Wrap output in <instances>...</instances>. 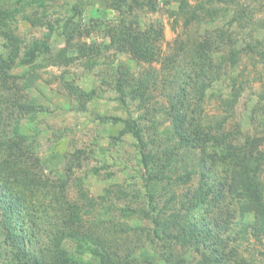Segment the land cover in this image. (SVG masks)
I'll use <instances>...</instances> for the list:
<instances>
[{"label":"trees","instance_id":"obj_1","mask_svg":"<svg viewBox=\"0 0 264 264\" xmlns=\"http://www.w3.org/2000/svg\"><path fill=\"white\" fill-rule=\"evenodd\" d=\"M247 1L0 0V264H252L239 246L264 238V72L252 109L263 131L228 127L248 82L241 62L264 65L256 17L264 0ZM161 9L174 31L183 20L167 51L163 19L148 20ZM76 64L98 68L99 84L86 90L65 79ZM54 66L79 109L116 94L126 117L99 116L110 123L106 150L120 151L125 136L137 141L139 180L107 188L100 198L120 213H99L90 228L89 172H80L92 146L75 143L54 162L58 152L43 156L42 132L23 123L53 111L33 104L23 82ZM69 130H54L53 142Z\"/></svg>","mask_w":264,"mask_h":264},{"label":"rangeland","instance_id":"obj_2","mask_svg":"<svg viewBox=\"0 0 264 264\" xmlns=\"http://www.w3.org/2000/svg\"><path fill=\"white\" fill-rule=\"evenodd\" d=\"M243 2L249 3L247 0H242ZM175 8L177 3L172 4ZM257 5V3H254ZM262 5V4H261ZM256 17L257 19H264V4L259 7ZM106 18H115L117 16L116 11L108 10L106 12ZM155 18H161L165 24V37L166 41L164 43V50H168V45L173 44L174 39L178 33H182L184 30L183 20L180 19L177 25L176 31L172 29L173 18L163 9L157 13H151L148 20H154ZM22 30L25 33H29L27 26L22 25ZM264 30L259 32L258 36H263ZM243 37V36H242ZM95 38L99 42L105 41L102 36L95 35ZM108 54L115 58L114 51H108ZM121 58L126 63L137 69V64L134 61L128 59V55H122ZM158 68L161 67V63H156ZM240 72H244L243 78L248 82L245 83V89L236 103L234 108V116L228 127L235 123H240L243 132L253 134L257 129L263 131L262 125L260 124V114L257 113V117L252 116V109L255 106L259 93L263 88V80H261L260 74L264 72V65L258 63L254 65L251 60L244 58L239 67ZM64 71V68L57 66L49 67L40 72V75L30 76L23 82V86L27 89L31 96V102L33 104L41 105L43 108L53 110L51 113H46L47 117L42 115H37L23 121L24 125L30 128V131H34L38 128L42 132L41 141V153L43 156L54 152H58V158L53 161L64 158L63 152L66 150L73 151L74 144L92 146L94 153L93 156L86 160L85 166L82 168V172H89V176L85 182V189L88 191V195L91 198V204H89L90 211L87 212L86 218L88 220L87 228H90L91 222L93 224L97 219L95 215L101 214L102 218H107L112 214L119 215L120 211L114 209L109 202L100 198L107 188L113 187L116 183H126L139 180L138 176V166L136 162V145L137 141L131 136L124 137V145L121 150L108 151L106 148L109 145V124L107 119L99 118V116L106 117L111 115H119L123 118L126 117V111L120 107L119 103L116 101V94L112 91H106L103 96H97L95 99L88 101L84 109H79V103L76 96L72 97L61 79H56L55 75H60ZM98 68L94 69L90 73H85L84 67L81 64H76L65 69V79L70 81H76L77 84L86 90H89L99 84L98 80ZM220 101L216 100L210 104L212 112L218 110ZM219 111V110H218ZM37 117L43 119L44 121L37 125L35 122ZM38 118V119H39ZM104 122V123H103ZM106 122V125H105ZM108 126L106 131H103L104 127ZM68 127V135L66 139H62L60 142H53L52 137L54 136V130L64 129ZM100 129V130H99ZM102 130V131H101ZM105 132V134H104ZM264 131L262 132V134ZM103 135V136H102ZM108 135V136H107ZM93 137H100V143L94 144ZM119 151V152H118ZM62 152V153H60ZM64 161V159H62ZM94 168L98 169L97 171ZM114 171V172H113ZM113 172L112 177H109L108 173ZM115 174V175H114ZM115 188V187H113ZM70 194L76 198L75 189L70 191ZM111 196L113 195L110 194ZM113 201H116V205H119L118 198L113 195ZM123 204V200L119 201ZM131 223L136 224V221H131ZM4 234L2 229H0V242L3 241ZM74 246V242H71ZM235 244V243H234ZM241 254L248 258L252 264H264V238L263 240L256 239L255 237H249L248 240H243L242 244L239 246ZM2 249V248H1ZM192 255V254H191ZM88 260L89 256H87ZM159 264H164L160 262Z\"/></svg>","mask_w":264,"mask_h":264}]
</instances>
